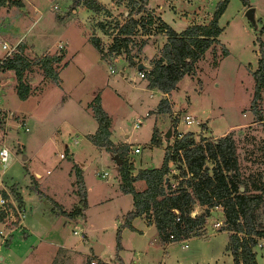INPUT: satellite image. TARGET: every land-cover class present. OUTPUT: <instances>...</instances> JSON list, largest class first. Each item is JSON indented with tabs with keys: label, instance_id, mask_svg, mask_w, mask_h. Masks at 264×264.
<instances>
[{
	"label": "rangeland",
	"instance_id": "1",
	"mask_svg": "<svg viewBox=\"0 0 264 264\" xmlns=\"http://www.w3.org/2000/svg\"><path fill=\"white\" fill-rule=\"evenodd\" d=\"M22 1V7H0V59L6 57L3 43L15 50L13 54L20 43H29L24 52L28 58L54 54L62 45L66 65L58 69L60 88L44 84L38 68L27 72L25 82L38 90L26 101L16 96L14 74L0 72V149L6 147L10 152L7 167L0 165V189H4L13 214L0 223V264H90L95 259V244L103 247L99 260L119 264L116 234L133 209L132 197L119 189L113 156L94 148L84 136L96 130V121L87 108L96 95L120 132L119 140L125 141L126 135L130 147L140 149L134 154L128 148L126 153L127 160L138 169L161 165L162 151L147 147L151 127L156 125L162 134L171 130L169 139L162 137L163 148L173 143L176 127L194 133L197 142L201 136L216 139L233 133L242 174L264 171V91L256 111L250 110L254 89L251 73L260 56L257 38L264 44V0H246V5L241 0H229L218 22L222 29L219 41L228 56L214 66L222 48L216 46L207 52L197 63L196 76L183 78L177 89L165 96L167 99L159 91L145 88L137 65L130 66L125 56L107 62L90 43L96 36L107 51L112 39L95 27L107 22L121 25L127 7L111 10L114 17L108 21L104 13L94 15L81 4L74 7L73 0ZM98 1L111 4V0ZM219 1L149 0V5L158 8L168 26L179 32L196 13L198 22H206ZM249 9L254 10L251 20L246 16ZM157 42L145 46L146 58L133 48L132 62L141 61L148 67L158 51ZM162 100L166 104L160 110ZM187 116L193 122L189 127L182 124ZM74 165L83 170L88 196L85 217L70 220L55 214L52 201L67 211L78 203L73 194L75 180L69 176ZM207 167L211 170L212 165L208 163ZM176 169L171 165L169 174L179 175ZM103 173L107 176L101 177ZM139 183H135L136 190L144 189ZM37 188L43 196L37 194ZM14 206L25 214L22 223L19 219L12 222L16 218ZM203 212L194 207V213ZM209 213L206 229L201 227L188 239L166 246L156 231L142 237L122 228L125 250L118 254L124 264H233L225 250L228 236L218 233L224 229L222 209L216 207ZM141 220L132 223L139 228ZM216 223H220L217 230ZM255 252L257 262L264 264V241H259Z\"/></svg>",
	"mask_w": 264,
	"mask_h": 264
},
{
	"label": "trees",
	"instance_id": "2",
	"mask_svg": "<svg viewBox=\"0 0 264 264\" xmlns=\"http://www.w3.org/2000/svg\"><path fill=\"white\" fill-rule=\"evenodd\" d=\"M73 1L74 7L81 4L95 14L104 13L111 17L109 10L97 0ZM241 1L244 5L247 4L246 0ZM112 2L118 6L125 3L128 14L124 16V23L97 24L96 28L112 39L107 51H104L101 39L96 36L90 38V43L103 60L107 59V62H110L125 56L127 58L125 61L130 66H135L141 61L136 64L132 62L130 58L132 49L138 48L139 53L150 36L163 34L166 41L159 51L158 58L154 60L150 69L139 71L146 76L149 89L170 94L177 89L183 78L196 76L197 63L207 52H212L216 46H221V53L214 66L218 65L219 59L229 54L220 44L219 36L222 29L218 25L229 0H220L217 3L212 19L207 25L193 24L180 33H176L160 18L154 17L147 8L148 0H139V2L112 0ZM6 5L22 7L20 0H0V6ZM257 41L260 56L256 70L251 73L254 82L251 111H256L255 108L261 101V94L264 91V45L260 38H257ZM26 49V45L20 43L17 53L0 59V72H12L15 76V92L20 101H26L31 94V87L25 82L27 72L38 68L44 82L60 86L58 69L66 65L63 48L54 54H44L35 58L26 57L24 55ZM165 104V100L160 102V110L165 109ZM89 108L97 123V130L87 139L93 146L106 150L113 157L118 156L122 161L117 171L120 191L130 195L133 201V210L125 215L123 224L116 234V258L119 264H122L118 256L122 250L121 229L134 231L132 222L135 219L145 218L148 224L154 225L162 243H172L186 240L190 235L196 234L209 217V211L216 207H220L223 212L224 229L221 231L229 233L226 250L232 258V263L259 264L255 249L259 241H264V171L248 176L242 174L238 144L233 133L216 139L201 136L199 142L192 132L181 137L176 136L172 144L164 147L160 167L139 170L137 175L133 176L134 166L126 158L128 147L114 148L110 141L111 120L101 106L99 95L94 97ZM166 111H170L169 108ZM165 135L166 133L162 134L154 128L150 144L162 148V137L165 138ZM169 163L176 166L179 175L169 174ZM208 163L212 165L211 170L207 167ZM72 170L78 205L70 211H65L61 205L50 198L49 200L52 201L54 211L57 210L55 214L76 220L84 215L87 195L81 168L74 165ZM170 178L178 181L175 188L171 187ZM140 181L145 184V189L142 191L135 188V183ZM35 191L43 196L38 189ZM196 206L202 208L204 212L195 214ZM177 215L182 225L175 224ZM3 220L4 215L0 214V223ZM170 236H173V240H170Z\"/></svg>",
	"mask_w": 264,
	"mask_h": 264
},
{
	"label": "crops",
	"instance_id": "3",
	"mask_svg": "<svg viewBox=\"0 0 264 264\" xmlns=\"http://www.w3.org/2000/svg\"><path fill=\"white\" fill-rule=\"evenodd\" d=\"M21 1V3H22V6L24 5V3H23V1L22 0H20ZM98 1V0H97ZM209 1H211V0H209ZM99 3H101L100 1H98ZM149 0H148V5H147V8H148V10L150 11V12H152V14L154 15V17H156V18H160L163 22H165L164 21V18H163V15L161 14V12L159 11V9L158 8H155V7H153V6H150L149 5ZM102 4V3H101ZM102 5H104L108 10H109V12L111 13V16H112V11L111 10H113V9H117V8H119V7H122V6H124L125 8H126V5H125V3L123 2L121 5H115V4H113V2H112V0H111V4H108V5H106V4H102ZM0 7H4V6H0ZM88 10V9H87ZM215 10V9H214ZM74 12V11H73ZM91 13H93V12H91ZM206 13H209V12H206ZM213 13H214V11L209 15V17H208V20L206 21V22H198L196 19H195V17H196V14H198V13H196L195 14V16L193 17V19L190 21V22H188L187 23V26H186V28L187 27H189V26H191V25H193V24H199V25H207L209 22H210V20L212 19V15H213ZM124 14H128V12L126 11ZM94 15H96L95 13H94ZM125 16V15H124ZM113 17L114 16H112V17H107L106 19H108V20H112L113 19ZM166 23V22H165ZM167 24V23H166ZM168 25V24H167ZM185 28V29H186ZM95 29H96V27H95ZM184 29V30H185ZM99 30V29H98ZM184 30H182V31H184ZM100 31V30H99ZM175 31V30H174ZM182 31H179V32H177V31H175L176 33H180V32H182ZM158 40V42L157 43H159V45L157 46L158 47V51H157V53H156V55L154 56V58L152 59V60H150V64H149V66H148V68L150 69L151 67H152V65H153V62H154V60L155 59H157L158 58V56H159V51H160V49L162 48V46H163V44L165 43V41H166V37L163 35V34H158V35H154V36H150L148 39H147V44L146 45H149L150 44V42L151 43H153L154 42V40ZM157 43H155V44H157ZM154 44V43H153ZM26 45V47L28 46H31V45H29V43H26L25 44ZM145 45V46H146ZM264 45V44H263ZM145 46L140 50V54H139V56L140 55H143V57L144 58H146V56H144L145 54L143 53L144 52V49H145ZM141 57V56H140ZM117 59H119V58H117ZM117 59H114L113 60V62H116V60ZM112 62V63H113ZM143 64H144V62H143ZM7 73H9V72H7ZM146 77V76H145ZM145 77L144 78H141L142 80H145V83H146V85H145V88H147V90L149 91V92H153L154 90L156 91V89H149L148 88V82H147V80L145 79ZM42 80H43V78H42ZM42 80H41V82H42ZM44 84H47V83H45V82H43ZM2 86V84H1V82H0V87ZM31 87V86H30ZM39 87H40V85H39ZM61 86H59V88H60ZM38 90V87L37 88H34L33 89V87H31V94H30V96L31 95H33L34 93H36V91ZM158 91V90H157ZM161 93V92H160ZM161 95H163L164 97L165 96H168L167 94H163V93H161ZM165 99H167V97H165ZM87 108L88 109H90L89 108V106H87ZM103 108V107H102ZM92 112V111H91ZM108 115V114H107ZM92 116H93V114H92ZM109 116V115H108ZM110 117V116H109ZM110 120H111V128H110V132H111V135H110V141H111V143H112V145H113V147L114 148H119V147H122V146H126V147H128L129 148V150H130V152H132L131 150H133V148H131L130 147V145H129V143H127V139H128V136H126L125 135V138H126V140L125 141H121V140H119L120 139V137H121V134H120V132L118 133V131H117V129H115V127H114V125H113V122H112V118L110 117ZM154 128H158V127H156V125H154L153 127H151V130L153 131V129ZM159 129V128H158ZM96 130H97V123H96ZM96 130H95V132H96ZM95 132L94 133H87L86 135H84L85 136V138H86V140L88 141V139H87V137L88 136H91V135H94L95 134ZM159 132H161V130L159 129ZM122 133V132H121ZM151 135H152V132H151ZM151 135L149 136V143L147 144V147L149 148V149H155V148H157V147H155V146H152L151 144H150V139H151ZM114 139H116V140H114ZM89 142V141H88ZM90 143V142H89ZM91 144V143H90ZM92 145V144H91ZM93 146V145H92ZM94 148H96V149H98L99 151H102V150H104V149H102V148H97V147H95V146H93ZM164 147H165V145H164ZM135 149V148H134ZM159 150H161L162 151V158H161V163H162V160H163V156H164V148L162 147V148H158ZM140 151V150H139ZM133 153V152H132ZM135 154V153H134ZM61 157V156H60ZM27 158L25 157V160H26ZM160 163V164H161ZM82 167H83V165H81ZM135 167V166H134ZM146 168H153V167H151V166H149V167H146ZM146 168H140V169H138L137 167H135L134 169H136V170H134V172H133V176H136L137 175V172L139 171V170H143V169H146ZM155 168H157V167H155ZM82 170V169H81ZM82 174H83V170H82ZM106 174V173H105ZM104 175V173L101 175V177H105V176H107V174L105 175V176H103ZM69 176L74 180V173H73V170H72V167H71V170H70V172H69ZM117 176H118V173H117ZM38 178H40V177H38ZM83 181H84V179H83ZM118 181H119V177H118ZM141 182V181H140ZM74 183V182H73ZM137 183H139V182H137ZM142 184H143V186H144V189H145V184H144V182H141ZM85 184V183H84ZM140 184V183H139ZM73 194H75V187L73 186ZM38 189V188H37ZM119 189H120V181H119ZM144 189H141V190H138V191H142V190H144ZM39 190V189H38ZM40 191V190H39ZM86 195L88 196V193H87V191H86ZM78 200V199H77ZM73 205H75V206H77L78 205V203H73ZM62 206V205H61ZM63 207V206H62ZM132 208H133V201H132ZM65 210V209H64ZM133 210V209H132ZM65 211H67V210H65ZM130 212V211H129ZM196 214V213H195ZM82 217H85V213H84V215L82 216ZM210 217H208L207 219H206V222H205V224L202 226V228H204V229H206V227H207V224H208V219H209ZM142 220H141V227H137V225L135 226L133 223H132V226H133V228H134V231H132V233H139L142 237H144L145 235H147V234H152V231H156V228L154 227V225L152 224V223H150V224H148V221L145 219V218H141ZM155 229V230H154ZM86 233H87V231H85V232H83V235H84V239L86 238H88L87 237V235H86ZM218 233H225V234H227V236L229 237V234L227 233V232H225V231H222V232H218ZM74 234H76V233H74ZM156 234H157V236H158V233H157V231H156ZM153 235V234H152ZM158 239H160L159 237H158ZM123 240V239H122ZM86 241V240H85ZM161 241V240H160ZM227 243H228V240H227ZM167 244H169V242L167 243H163V245H167ZM227 245V244H226ZM121 246H122V251H124L125 250V247H124V245L122 244V242H121ZM60 248H62V250H65V251H67V250H69V248H67V247H63V246H60ZM225 250H226V246H225ZM226 252H227V250H226ZM228 253V252H227ZM101 254V253H100ZM228 255L230 256V254L228 253ZM118 256H119V258L121 259V261H122V264H124V261H123V259L121 258V256L118 254ZM231 257V256H230ZM232 259V258H231Z\"/></svg>",
	"mask_w": 264,
	"mask_h": 264
},
{
	"label": "built area",
	"instance_id": "4",
	"mask_svg": "<svg viewBox=\"0 0 264 264\" xmlns=\"http://www.w3.org/2000/svg\"><path fill=\"white\" fill-rule=\"evenodd\" d=\"M56 8V7H55ZM59 48L62 49L63 46L62 45H59ZM2 50L6 51V57H11L12 54L15 52L14 49H11L9 45H7L6 43H3L2 44ZM110 73L113 74L114 73V70L111 69L110 70ZM139 74V77L140 78H144V74L143 73H140L138 72ZM192 120L190 119L189 116L185 117L183 120H182V124L186 127H189L190 125H192ZM135 128H138V125H135ZM176 133H177V136L178 137H181L183 136L184 134H186L185 132L181 131L179 129V127H176ZM139 148H135L133 149V153L137 154L139 152ZM62 157V156H61ZM9 159H10V152L9 150L6 148V147H2L0 149V165L2 168H6L7 167V164L9 162ZM173 165L172 163H169V168L170 166ZM106 174L104 173L103 176H105ZM171 175H174V173H171ZM170 185L172 188H175L176 185H177V180L174 179V178H170ZM4 189H0V214H3L4 215V219L7 215H13L11 210L8 208V204H9V201L6 199V195L4 194ZM15 207V206H14ZM15 211H16V218L12 219V222L15 223L17 222V219L21 220L20 223L23 222V220L25 219V214L22 212V211H19L17 209V207H15ZM15 217V216H14ZM175 224H180L182 225L181 223V219L180 217L177 215L175 217V220H174ZM214 228L217 230L220 228V223H216L214 224ZM170 240H173V236H170L169 237ZM184 248H187V245H184ZM90 264H112L110 261H102V260H99V258H95V259H92L90 261Z\"/></svg>",
	"mask_w": 264,
	"mask_h": 264
},
{
	"label": "water",
	"instance_id": "5",
	"mask_svg": "<svg viewBox=\"0 0 264 264\" xmlns=\"http://www.w3.org/2000/svg\"><path fill=\"white\" fill-rule=\"evenodd\" d=\"M254 13V10L253 9H249L246 13V16L249 20L252 19V14ZM137 69L139 71L141 70H146L148 69V67H146L143 63H140L137 65ZM171 137V130L169 129L167 132H166V135H165V139H169ZM25 159V157H24ZM114 161H115V167H116V171H118V168L119 166L122 164V161L119 159L118 156H114L113 157ZM241 191H243V189H241ZM103 250V247L99 244H95L92 248V251H93V257L95 258H99L100 256V253L101 251Z\"/></svg>",
	"mask_w": 264,
	"mask_h": 264
}]
</instances>
